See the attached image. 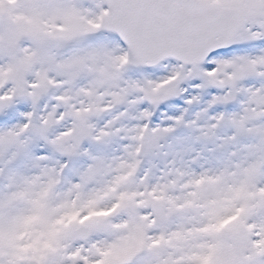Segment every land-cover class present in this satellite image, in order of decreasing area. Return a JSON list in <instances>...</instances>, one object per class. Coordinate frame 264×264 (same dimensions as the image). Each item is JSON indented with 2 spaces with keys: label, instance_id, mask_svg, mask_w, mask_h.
Wrapping results in <instances>:
<instances>
[{
  "label": "snow or ice",
  "instance_id": "snow-or-ice-1",
  "mask_svg": "<svg viewBox=\"0 0 264 264\" xmlns=\"http://www.w3.org/2000/svg\"><path fill=\"white\" fill-rule=\"evenodd\" d=\"M0 264H264V0H0Z\"/></svg>",
  "mask_w": 264,
  "mask_h": 264
}]
</instances>
